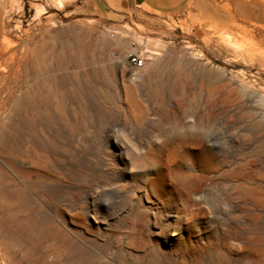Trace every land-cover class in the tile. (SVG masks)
<instances>
[{"label": "rangeland", "instance_id": "rangeland-1", "mask_svg": "<svg viewBox=\"0 0 264 264\" xmlns=\"http://www.w3.org/2000/svg\"><path fill=\"white\" fill-rule=\"evenodd\" d=\"M0 264H264V0H0Z\"/></svg>", "mask_w": 264, "mask_h": 264}, {"label": "crops", "instance_id": "crops-1", "mask_svg": "<svg viewBox=\"0 0 264 264\" xmlns=\"http://www.w3.org/2000/svg\"><path fill=\"white\" fill-rule=\"evenodd\" d=\"M190 2L191 0H133L134 6L161 16L177 14Z\"/></svg>", "mask_w": 264, "mask_h": 264}, {"label": "built area", "instance_id": "built-area-1", "mask_svg": "<svg viewBox=\"0 0 264 264\" xmlns=\"http://www.w3.org/2000/svg\"><path fill=\"white\" fill-rule=\"evenodd\" d=\"M129 63L132 64L136 70H141L145 66L143 58L136 55L129 56Z\"/></svg>", "mask_w": 264, "mask_h": 264}, {"label": "bare ground", "instance_id": "bare-ground-1", "mask_svg": "<svg viewBox=\"0 0 264 264\" xmlns=\"http://www.w3.org/2000/svg\"><path fill=\"white\" fill-rule=\"evenodd\" d=\"M239 27H240L241 29H243V30L245 29V27H241V26H239Z\"/></svg>", "mask_w": 264, "mask_h": 264}]
</instances>
